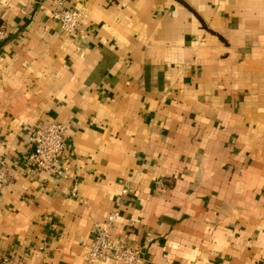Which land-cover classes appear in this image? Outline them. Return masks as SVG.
I'll list each match as a JSON object with an SVG mask.
<instances>
[{"label": "crops", "instance_id": "0c3cea01", "mask_svg": "<svg viewBox=\"0 0 264 264\" xmlns=\"http://www.w3.org/2000/svg\"><path fill=\"white\" fill-rule=\"evenodd\" d=\"M67 4L87 34L0 0V262L81 264L118 212L145 264H264V0ZM45 123L69 125L66 176L27 164Z\"/></svg>", "mask_w": 264, "mask_h": 264}, {"label": "built area", "instance_id": "2783aa9c", "mask_svg": "<svg viewBox=\"0 0 264 264\" xmlns=\"http://www.w3.org/2000/svg\"><path fill=\"white\" fill-rule=\"evenodd\" d=\"M56 8L54 18L60 22L62 30L69 35H85L87 30L83 21V10L69 8L67 0H51ZM8 30L0 25V47L8 38ZM68 124L45 123L33 126L27 133V141L32 151L27 157L30 169L38 172H54L66 176L65 160L70 150L67 141ZM10 180L9 172L4 163L0 162V195ZM73 191H76L74 186ZM120 214L114 212L103 222L93 225V241L86 247L81 258V264H145L141 252L123 242L111 239V229L119 219ZM0 264H23L13 260H4Z\"/></svg>", "mask_w": 264, "mask_h": 264}]
</instances>
